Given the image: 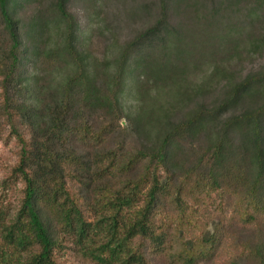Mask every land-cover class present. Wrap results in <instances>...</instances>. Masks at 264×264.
Masks as SVG:
<instances>
[{
	"label": "rangeland",
	"instance_id": "1",
	"mask_svg": "<svg viewBox=\"0 0 264 264\" xmlns=\"http://www.w3.org/2000/svg\"><path fill=\"white\" fill-rule=\"evenodd\" d=\"M58 1L9 0L20 37L12 74L0 14L1 214L14 217L22 200L8 118L26 137L79 157L70 172L87 199L136 178L140 165L122 173L126 159L166 142L162 181L173 198L162 211L179 190L223 197L207 223L219 232L218 256L205 264H264V201L253 221L242 215L253 150L239 123L222 134L228 120L264 104V82L233 97L236 85L264 73V0H65L70 21ZM59 236L71 249L59 252L63 264H92Z\"/></svg>",
	"mask_w": 264,
	"mask_h": 264
},
{
	"label": "trees",
	"instance_id": "2",
	"mask_svg": "<svg viewBox=\"0 0 264 264\" xmlns=\"http://www.w3.org/2000/svg\"><path fill=\"white\" fill-rule=\"evenodd\" d=\"M8 2L0 0V14L11 40L8 55L12 74L18 63L20 37ZM64 4L65 0H59L57 8L70 21ZM262 82L264 73L248 76L234 87L233 97ZM232 121L224 125L223 136L234 127L232 123H239L253 150L248 166L254 174L242 211L243 220L250 222L262 214L258 203L264 201V104ZM6 123L16 145L13 174L20 178L22 200L14 217L6 219L0 211V264H63L59 252L70 248L60 234L68 235L74 251L92 264H151L152 255L169 264H205L218 256L219 232L207 231L209 218L223 208V197L217 191L214 198L209 191H190L189 197H183L179 190L170 201V209L162 211L163 199L173 198L162 181L166 142L149 153L139 151L126 159L122 173L140 165L136 178L100 188L87 199L81 194L78 178L70 172L79 163L72 150L48 148L39 137L18 132L11 118ZM222 150V145L216 149L217 162L222 160Z\"/></svg>",
	"mask_w": 264,
	"mask_h": 264
}]
</instances>
